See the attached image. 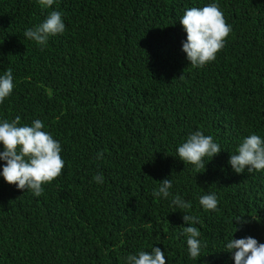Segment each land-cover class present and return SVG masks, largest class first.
Instances as JSON below:
<instances>
[{"label":"trees","instance_id":"obj_1","mask_svg":"<svg viewBox=\"0 0 264 264\" xmlns=\"http://www.w3.org/2000/svg\"><path fill=\"white\" fill-rule=\"evenodd\" d=\"M210 3L232 31L213 62L193 68L179 20ZM54 10L62 34L43 46L24 36ZM9 68L0 121L41 120L64 168L39 197L0 176V264H126L152 247L166 264H234L231 237L264 243V170L228 163L247 136L264 139V0H0V76ZM194 131L221 147L205 169L177 157ZM165 178L189 209L152 195ZM212 193L218 210L205 211L199 199ZM184 214L199 219L197 260Z\"/></svg>","mask_w":264,"mask_h":264},{"label":"clouds","instance_id":"obj_2","mask_svg":"<svg viewBox=\"0 0 264 264\" xmlns=\"http://www.w3.org/2000/svg\"><path fill=\"white\" fill-rule=\"evenodd\" d=\"M54 0H38L42 8H49ZM186 32V40L182 42V51L193 68H201L216 59L217 53L225 46L226 38L232 31L217 3H210L202 8L191 7L187 9L179 20ZM65 24L60 11H51L47 18L34 28L26 29L24 36L37 45H46L49 37L62 34ZM14 89L13 73L9 68L0 76V103L9 97ZM20 125V117L0 121V161H4L0 176L9 185L17 189L30 191L34 196L43 194V185L51 183L62 173L64 160L60 153L61 145L52 135L43 131L44 123L36 119L31 126ZM177 157L185 163L191 164L195 169H205V163L221 152V147L214 142L211 135H204L201 131L191 133L186 142L177 148ZM238 154L230 155L228 163L236 174L245 172H259L264 170V139L256 134L247 136L237 149ZM97 159L103 154L97 153ZM207 158V159H205ZM197 173H200L197 171ZM93 180L97 184L103 183V175L96 174ZM172 181L165 178L160 181L152 195L156 198L168 199L172 196L169 191ZM172 205L177 209L187 210L190 202L181 196H172ZM199 203L205 211H217V196L206 194L200 197ZM183 221L187 225L183 228L186 236L187 250L190 258L198 259L201 256L200 232L197 227L199 219L184 214ZM240 223L241 216L236 218ZM226 252L233 253L234 264H264V243L249 236L230 240L225 245ZM126 264H166L165 253L158 247L151 251H140L136 255H128Z\"/></svg>","mask_w":264,"mask_h":264}]
</instances>
